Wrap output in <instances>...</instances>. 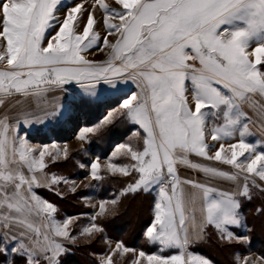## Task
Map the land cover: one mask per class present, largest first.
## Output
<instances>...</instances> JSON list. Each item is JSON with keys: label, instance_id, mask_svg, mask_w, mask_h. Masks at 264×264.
<instances>
[{"label": "snow or ice", "instance_id": "6c2138e0", "mask_svg": "<svg viewBox=\"0 0 264 264\" xmlns=\"http://www.w3.org/2000/svg\"><path fill=\"white\" fill-rule=\"evenodd\" d=\"M114 2L118 8H111L104 0H94L91 10L83 2L69 4L61 20L63 0H0V64L4 65L0 68V109L13 97L25 101L44 97L48 86L75 82L87 96L96 97L97 86L102 83L116 89L118 83L131 81L139 91L123 99L95 127L82 128L77 138L86 141L89 133L112 123L117 114L143 130L142 150L120 144L112 153L135 163L117 165L109 160L104 171L112 176L138 174L120 196L159 188L154 220L144 235L149 244L159 246L161 253L178 251L167 256L147 254L118 241L99 258L100 264H119L129 254L127 264H209L190 253L189 245L203 238L207 225L215 227L222 242H247V236L228 230L243 223L237 197L251 199L249 182L264 192L255 179L264 181V150L257 151L259 142L246 140L252 135L250 125L257 124L264 131V0ZM96 5L103 12L107 33L98 50H110L103 62L82 55L101 41L95 31ZM84 13L86 23L78 31ZM109 36L115 37L114 42ZM16 106H21L19 99L9 103V107ZM245 106L252 110L255 120ZM62 107L56 105L34 120L24 107L23 123L43 124L47 118L61 115ZM8 121L7 112L0 113V253H7L11 244V253L19 255L24 264H59L58 257L68 251L62 241L77 242L70 231L77 217L57 221L56 206L39 197L34 188L51 190L53 185L71 183L70 190L75 192V181L44 172L45 157L53 162L61 155L67 159V146H43L37 157L34 153L38 149L27 139L9 135L10 131L16 133V126ZM237 137L236 143H220L218 148L208 143ZM191 155L235 171L193 163ZM178 164L210 178L234 182L244 174L243 184L225 192L193 179L181 180ZM89 167L92 180L104 179L99 157ZM182 185L194 191L188 192ZM118 202V198L99 201L98 211L91 215V223L81 228L80 237L91 239L103 232L95 221L98 216L114 214ZM198 202L199 222L195 216ZM236 259L239 261V256ZM248 260L245 257L243 264ZM258 260L264 264V257Z\"/></svg>", "mask_w": 264, "mask_h": 264}, {"label": "rangeland", "instance_id": "374dc122", "mask_svg": "<svg viewBox=\"0 0 264 264\" xmlns=\"http://www.w3.org/2000/svg\"><path fill=\"white\" fill-rule=\"evenodd\" d=\"M84 3V7L91 10L92 5L94 3V0H63V5L59 9V17L62 20L65 16V9L71 4L74 6L78 3ZM105 3L109 4L111 8H118V5L115 4L114 0H104ZM95 18L97 19L98 23L95 27V31L99 33L101 37L100 44L97 46V48H92L86 53H82L87 59L91 61L96 62H103L108 59L109 55V49L105 48L103 51H99L98 48L102 46L103 37L107 34L106 29L103 26L102 20H103V12L99 8V5H96V10L94 12ZM87 19V13H84L83 20L80 22V28L77 29L78 31H82L84 23H86ZM54 34V32L52 33ZM47 35V34H46ZM110 42H114L115 37L109 36L108 37ZM44 46H46V41L44 43ZM251 50V49H250ZM4 65L0 64V68H3ZM262 67V70H264V67ZM50 90L46 93L44 97L41 98H27V101H25V98L23 97H13L11 98V101L6 102L5 107H9V103L12 101H15L19 99L21 101V106L15 107V115H14V125L16 126V133L19 136L27 139L30 145L36 147L38 150L34 155L38 157L39 149L46 145H51L55 143L60 149H63L65 146H67L68 149V158L64 159L61 155L59 158H57L54 162L51 157L46 156L45 162L47 166H50L44 169V172L51 176L50 174L52 172L51 166L56 165V163H65L68 165H71L73 167V170H76V176L72 179L74 174L70 169H65V174L62 175L60 172L59 174L54 173L56 176L66 178L69 182L75 181V192H72L70 189L73 187L71 183L65 184L61 183L57 186V193L60 196V198H64V205H66L68 208H71L74 206V203H80L85 207V210H89L86 213L77 212L76 210H72L73 212H77L79 214H74L71 217H77L73 221V223L70 225V231L71 233L74 231L76 233H72V235L77 236V242L76 245H80V247L86 248L90 247L93 243L99 242L100 239V233H95L94 237L91 239L80 237V231L81 228L84 226H87L91 223L90 217L94 213L98 211L99 208V193L102 188V182L109 179V177L114 178H127L132 179L135 175H138L137 173L133 172L130 176H121L119 174L112 176L107 174L104 171V165L111 160V162L117 164V165H132L135 162L132 161L129 157L117 154L116 156H112V153L115 151L116 147L120 144H126L131 145L134 149L142 150L143 148V137L144 133L143 130L139 128L138 125H133L129 121H127L123 116H120L117 114L114 118L112 123L103 125L98 128V130L95 133H89L87 135V140L82 141L77 138L79 131L84 127H95L100 123V121L103 120L105 116H107L109 111H112L116 109L119 104L123 101V99L127 98L128 95H130L133 92H138L139 89L136 87L135 84H133L131 81L127 83H118V87L116 89L110 88L106 84H100L97 86V96L96 97H89L87 96L83 90L80 88L79 85H77L75 82L64 85L62 87H55V86H48ZM56 105H61L62 107V114L55 117V118H47L43 124L39 123H32L30 125H26L23 123V108L27 107L28 110L32 113L31 119H35L38 116H43L45 111H51L53 107ZM65 109H70L65 111ZM245 111L248 113L249 116H252L255 120V116L253 115V112L251 109H249L247 106H245ZM19 119V123H17ZM219 123V122H218ZM41 127V133H45L44 137L48 140H43L40 143L38 142H32L28 139L27 134L33 133V131L36 130L37 127ZM250 129L252 132V135L246 137V140L251 143H257V151L264 150V131H261V129L258 127L257 124L250 125ZM104 131V132H103ZM39 133V130L35 131ZM105 134V139L102 137V134ZM133 133H139V135H133ZM56 138H59V140H56ZM237 139L232 140H224L220 142H212L208 141L209 144H215L216 147H219L220 143H224L227 145L228 143H236ZM50 152H54L53 149L49 148ZM210 154H212L210 152ZM78 155V156H76ZM76 156V157H75ZM97 157L100 158V164H101V175L104 176V179L100 181L92 180L90 177V163L93 162ZM189 159L193 163H198L201 165H207L216 167L222 171L225 172H234L235 170L232 169L228 165H223L215 161H208L205 160L202 157H197L195 155L189 156ZM243 159V158H241ZM83 165L84 167H81ZM177 173L181 180L184 179H193L199 183L205 184L209 187H213L216 189H219L221 191L225 192H231L227 187L231 186L232 188H235V184L242 185L243 184V175L241 174L240 178L237 181H231L227 179L222 178H210L205 176L203 172L194 170L190 167H185L182 165H177ZM53 173V172H52ZM39 175V174H38ZM85 177H88L85 179ZM105 177H108L105 179ZM256 183L260 184L262 187H264V181H260L259 178H255ZM44 179L41 177V183L43 184ZM134 183V182H133ZM250 183V182H249ZM226 184V185H225ZM229 185V186H228ZM56 186V185H55ZM182 187L185 188L186 191L191 192L194 191L187 185H182ZM252 187V186H251ZM107 188L110 187L107 185ZM126 187L124 186V189ZM48 191L51 190L48 187H37L34 188L35 193L41 197L42 195L40 193H44L40 190ZM147 193L153 198V204H152V222L154 220V206L157 200L159 199V188L157 186H153V188ZM251 192V190H250ZM82 193V194H78ZM79 195V196H78ZM138 195V194H137ZM56 196V195H55ZM76 196V198L74 197ZM43 200L44 197H41ZM241 198L239 197L238 200L240 201ZM77 200V201H76ZM76 201V202H75ZM49 202V201H48ZM52 203V202H51ZM53 204V203H52ZM55 205V204H53ZM117 206V205H116ZM109 209H112V206H108ZM200 207L199 202L196 205L197 211L195 212V216L197 218V222L200 221L201 213L198 210ZM116 208V207H115ZM57 213V211H56ZM56 213L54 214L56 217ZM191 215V213H189ZM109 215H111V212L109 214H106L103 217H97V220H103L107 218ZM59 216V214H58ZM56 219V218H55ZM57 221H62L58 220ZM95 221V223H96ZM97 224V223H96ZM241 227L242 230H239ZM209 229V234L212 237L218 238L219 243H225L227 245H237L241 247H246L248 245L249 238L247 242L245 241H233L231 243L222 242L219 239V233L212 225H207L204 228V236L201 240L192 243L188 247V251L192 253L193 255L200 256L202 258H205L209 261V264H216L214 261H212L208 256H205L203 253H201V248L199 247H208L211 245V241L208 242V238L206 237V229ZM246 227L244 226V222L240 226H230L229 231L233 232L237 236H247V233L245 232ZM125 237V236H124ZM98 238V239H97ZM127 240V239H125ZM64 244L68 243L67 241H62ZM133 242V241H132ZM130 241V243H132ZM148 242H144L142 244H147ZM207 243V244H206ZM116 242L105 240L99 243H96L94 245L93 250L99 251L101 245L102 251L106 250V252L103 255H95L93 256L95 258L96 264H100V257H104L112 248L115 247ZM11 244L8 245L9 251L7 253H0L2 257L7 258V261L10 262L13 253H11L10 248ZM136 249V248H134ZM199 249V250H198ZM205 249V248H204ZM137 251H140L136 249ZM170 252L167 255L175 254L178 250L175 249H168L165 252ZM207 254H210L214 256L215 252L211 251H204ZM246 252V253H245ZM152 254H160L164 255L163 252L158 253H152ZM166 255V256H167ZM239 256V261H237L236 257ZM217 257L218 264H243L245 257H248V264H252L253 261L256 262V264H261V261L258 260L260 257L253 251H234L227 254V258L224 259L223 257H220L219 255H215ZM131 258V254L128 256H125L123 260L119 261V264H127L129 259Z\"/></svg>", "mask_w": 264, "mask_h": 264}, {"label": "trees", "instance_id": "16d2710c", "mask_svg": "<svg viewBox=\"0 0 264 264\" xmlns=\"http://www.w3.org/2000/svg\"><path fill=\"white\" fill-rule=\"evenodd\" d=\"M264 67V66H263ZM41 127H37L35 131L39 130V133L33 131V133H28L27 137L32 142H38L48 140L44 137L45 133H41ZM104 132V131H103ZM102 137L105 139V134H102ZM59 140V138H56ZM78 156V155H76ZM75 156V157H76ZM50 166L46 167L47 168ZM52 172L50 174L59 172L62 175H66L65 169H70L74 174L70 179L76 176V170H73L71 165L65 163H56V165L51 166ZM137 175L132 179L127 178H114L109 177L106 181L102 182V188L99 193L100 200H112L118 198L119 202L114 210V214L109 215L103 220H97V225L101 226L104 231L101 232L99 242L110 240V241H122L129 248H136L138 250H143L147 254L158 253L159 246L152 244H142L147 242L145 238V230L152 223V204L153 198L147 193L138 191L136 193H128L127 195L120 196L124 186L127 187L128 184L133 183ZM108 177H105V179ZM107 185L110 187L107 188ZM57 186L53 185L51 191L40 190L44 193H40L46 201L52 202L57 208L56 219L64 220L67 217H71L74 214H79L88 212L85 210V207L80 203H74V206L68 208L64 205V198H60L57 194ZM249 188L251 190L250 195L251 199L246 197L240 199L241 203V215L243 217L244 226L246 227L245 232L248 235L249 241L246 247H241L237 245H227L225 243H219L218 238L215 236L212 237L209 233V229H206V237L208 242L211 241L212 246L199 247L201 248V253L205 256H208L216 264L217 257L219 255L224 259L227 258V254L234 251H253L260 257H264V211L257 213V209H264V192H261L258 188L251 187L249 183ZM82 194V193H78ZM138 194V195H137ZM56 195V196H55ZM41 196V197H42ZM79 196V195H78ZM76 198V196H74ZM77 201V200H76ZM75 201V202H76ZM76 210L77 212H73ZM59 214V216H58ZM243 229V228H242ZM241 227L239 230H242ZM76 233V232H72ZM125 236V237H124ZM98 239V238H97ZM127 239V240H125ZM130 241L132 243H130ZM93 243L90 247H80V245L65 243L68 251L61 254L58 257L59 264H96L95 255H103L106 250L102 251L103 245H101L99 251L93 250ZM206 243V244H207ZM205 248V249H204ZM199 250V249H198ZM213 251L215 252L214 256L207 254L204 251ZM24 264L23 259L19 255H12L11 261L8 262L7 258L0 255V264ZM41 264H46V262L41 261Z\"/></svg>", "mask_w": 264, "mask_h": 264}, {"label": "crops", "instance_id": "0c3cea01", "mask_svg": "<svg viewBox=\"0 0 264 264\" xmlns=\"http://www.w3.org/2000/svg\"><path fill=\"white\" fill-rule=\"evenodd\" d=\"M15 107H4L3 109H0V113L7 112V115L9 116V124L14 125V115H15ZM9 135H13V132L10 131ZM26 171V170H25ZM226 185V184H225ZM229 186V185H228ZM231 192L237 190V183L235 184V188H232L231 186L227 187ZM241 197L238 196L237 199ZM63 243V242H62ZM236 245V244H235ZM170 252H163V254L166 256ZM246 253V252H245Z\"/></svg>", "mask_w": 264, "mask_h": 264}]
</instances>
